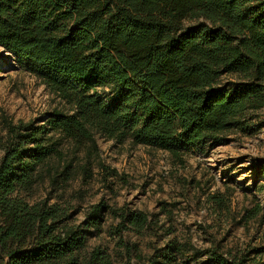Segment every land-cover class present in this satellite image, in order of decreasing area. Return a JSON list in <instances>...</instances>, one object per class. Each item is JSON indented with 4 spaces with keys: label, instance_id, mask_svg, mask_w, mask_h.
I'll return each instance as SVG.
<instances>
[{
    "label": "trees",
    "instance_id": "obj_1",
    "mask_svg": "<svg viewBox=\"0 0 264 264\" xmlns=\"http://www.w3.org/2000/svg\"><path fill=\"white\" fill-rule=\"evenodd\" d=\"M0 45L72 110L53 109L42 123L2 119L0 264H128L132 251L139 257L120 236L124 263L99 245L80 257L82 232L97 227L104 210L117 218L114 233L141 232L151 223L146 212L100 199L74 225L68 202L29 200L37 180L61 173L47 165L64 159L52 131L87 156L97 153L95 132L176 154V147L246 132L264 109V0H0ZM210 201L227 208L222 194ZM198 255L249 264L245 251L201 249L189 240H172L157 256L189 264Z\"/></svg>",
    "mask_w": 264,
    "mask_h": 264
},
{
    "label": "rangeland",
    "instance_id": "obj_2",
    "mask_svg": "<svg viewBox=\"0 0 264 264\" xmlns=\"http://www.w3.org/2000/svg\"><path fill=\"white\" fill-rule=\"evenodd\" d=\"M227 77L233 79L235 75ZM53 109L72 111L70 104L0 45V156L6 136L2 119L42 123ZM249 127L244 133H232L217 142L205 140L176 147V154L132 143L130 138L118 142L95 132L98 149L90 156L84 148L52 131L64 159L52 157L47 165L52 172L61 173L45 174L37 180L29 200L68 202L69 223L74 225L88 220L90 205L100 199L112 206L126 204L149 215L150 226L141 232L127 229L118 235L112 229L117 218L108 210L102 211L97 227H83L85 245L80 257L99 245L114 260L124 263L120 236L138 248L139 257L132 251L128 264H166L157 255L172 240H189L201 249L213 246L223 253L245 251L249 264H264V109L252 117ZM100 164L108 169L101 170ZM214 194L223 195L226 209L214 206L210 201ZM257 204L259 211L248 218L247 212ZM189 264L216 263L198 255Z\"/></svg>",
    "mask_w": 264,
    "mask_h": 264
}]
</instances>
